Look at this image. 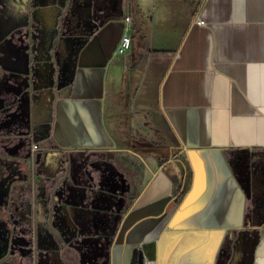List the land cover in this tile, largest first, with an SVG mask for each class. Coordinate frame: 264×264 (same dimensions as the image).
I'll return each instance as SVG.
<instances>
[{"label": "crops", "instance_id": "obj_1", "mask_svg": "<svg viewBox=\"0 0 264 264\" xmlns=\"http://www.w3.org/2000/svg\"><path fill=\"white\" fill-rule=\"evenodd\" d=\"M144 2L70 0L54 48L69 79L51 103V142L136 158L146 175L123 199L106 263L264 264V230L254 247L247 196L229 159L233 150H264V0H199L194 9L171 0L156 29L154 20L142 27ZM11 5L10 30L21 8ZM125 16L131 45L118 53ZM71 205L82 225L80 206ZM53 221L65 231L62 217ZM3 230L9 247L4 216Z\"/></svg>", "mask_w": 264, "mask_h": 264}, {"label": "rangeland", "instance_id": "obj_2", "mask_svg": "<svg viewBox=\"0 0 264 264\" xmlns=\"http://www.w3.org/2000/svg\"><path fill=\"white\" fill-rule=\"evenodd\" d=\"M21 1L26 22L8 32L4 11L12 2L0 0V196L4 198L0 210L11 239L8 247L3 230L0 255L9 249L0 264H107L111 235L100 210L114 206L116 183L123 186L122 195L132 197L146 175L136 158L109 150H63L51 142V103L57 85L69 79V70L57 65L61 48L58 52L54 48L64 30L61 19L70 13V0ZM144 1L142 27L149 29L154 20L156 29L161 5L171 0ZM190 1L193 9L199 2ZM20 12L16 23L21 22ZM5 92L12 93L11 101L3 100ZM151 154L168 158L166 150L153 148ZM229 159L247 196L246 222L256 234L255 247L260 229L264 230V150H233ZM76 190L86 199L85 205L69 201ZM96 191L102 192L94 194L93 208L88 207ZM72 203L80 206L79 218L85 219L80 227L72 217L76 214ZM57 216L65 220L64 232L53 226Z\"/></svg>", "mask_w": 264, "mask_h": 264}, {"label": "flooded vegetation", "instance_id": "obj_3", "mask_svg": "<svg viewBox=\"0 0 264 264\" xmlns=\"http://www.w3.org/2000/svg\"><path fill=\"white\" fill-rule=\"evenodd\" d=\"M10 2H12V3H15V1H19V2H22L21 0H9ZM22 5V3L20 4V13H21V16H22V18H21V23H24V22H26V17H25V12L23 11V7L21 6ZM6 15V14H5ZM6 17V16H5ZM7 19V18H6ZM11 22L10 21H7L6 23H5V27L4 26H2V27H4L5 29H6V31H8L9 32V30L11 29ZM54 52H56V51H54ZM3 94V93H2ZM101 181H103V180H101ZM117 185H118V188H119V190L116 188H114L113 189V194H112V197H114L115 198V204H114V206L113 207H111V209L110 210H108V211H101L100 210V212H101V214H103L102 216H103V218H104V223H105V231L108 233V234H111L112 233V231H113V228H114V226L112 227V224H113V222L114 221H116V223H117V219H119V216H120V214H121V212H122V206L124 205V201H123V199H124V197H126V196H124V195H122V193H123V186L121 185V184H119V183H116ZM100 185H101V187L103 186V187H106L105 186V184H102V182L100 183ZM107 187H109V186H107ZM111 187V186H110ZM105 190H107L106 188H105ZM99 192H102V191H96V192H94L93 193V195H91L90 197H89V201L87 202V204H88V207L90 206L91 208H93L92 207V204H91V202H92V200L94 199V196H96V195H94V194H98ZM104 192V191H103ZM106 192V191H105ZM80 190H76V191H74L72 194H71V199H69V201H72V202H74V203H77V204H81V205H85V201H86V199L84 198V199H81V196H80ZM74 194H77V195H79V197H74ZM73 195V196H72ZM81 199V200H80ZM0 203H4V198L2 197V196H0ZM73 204V203H72ZM3 212L0 210V217H3ZM92 227V229L94 228V224H93V226H91ZM4 253V252H3ZM2 253V254H3ZM1 254V255H2Z\"/></svg>", "mask_w": 264, "mask_h": 264}, {"label": "built area", "instance_id": "obj_4", "mask_svg": "<svg viewBox=\"0 0 264 264\" xmlns=\"http://www.w3.org/2000/svg\"><path fill=\"white\" fill-rule=\"evenodd\" d=\"M130 22L131 20L129 16H125L123 18V34L121 35L120 40L116 46V52L118 53H125L130 48L131 45L130 37L128 34H126V32L129 30ZM195 22L199 25H204L203 20L197 17L195 18ZM34 147H36V145H34ZM141 264H157V263L154 260L145 258L143 259V262Z\"/></svg>", "mask_w": 264, "mask_h": 264}, {"label": "trees", "instance_id": "obj_5", "mask_svg": "<svg viewBox=\"0 0 264 264\" xmlns=\"http://www.w3.org/2000/svg\"><path fill=\"white\" fill-rule=\"evenodd\" d=\"M23 23H16V25H21ZM1 97L3 98L4 101H11L13 99V96H12V93L11 92H5L3 94H1ZM17 104V101H14L13 102V105H16Z\"/></svg>", "mask_w": 264, "mask_h": 264}, {"label": "water", "instance_id": "obj_6", "mask_svg": "<svg viewBox=\"0 0 264 264\" xmlns=\"http://www.w3.org/2000/svg\"><path fill=\"white\" fill-rule=\"evenodd\" d=\"M14 5L13 6H15L14 8H15V10H18L19 8L18 7H20V4H21V2H19V1H15V3H13ZM18 13V12H17ZM17 15V14H16ZM22 25V24H21ZM17 26H20V25H17ZM66 84V82H63V83H60V84H58L57 85V90L58 89H60L61 87H63L64 85ZM77 222V221H76ZM77 225L80 227L81 225L77 222ZM68 233V232H67Z\"/></svg>", "mask_w": 264, "mask_h": 264}]
</instances>
